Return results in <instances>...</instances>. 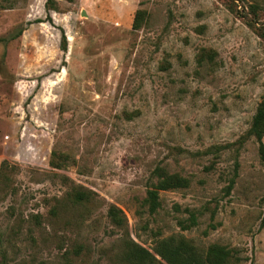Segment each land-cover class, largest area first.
Masks as SVG:
<instances>
[{
	"label": "rangeland",
	"instance_id": "1",
	"mask_svg": "<svg viewBox=\"0 0 264 264\" xmlns=\"http://www.w3.org/2000/svg\"><path fill=\"white\" fill-rule=\"evenodd\" d=\"M260 29L264 0H0V264H134L124 240L171 234L264 264V162L244 138ZM157 167L188 185L150 214Z\"/></svg>",
	"mask_w": 264,
	"mask_h": 264
},
{
	"label": "trees",
	"instance_id": "2",
	"mask_svg": "<svg viewBox=\"0 0 264 264\" xmlns=\"http://www.w3.org/2000/svg\"><path fill=\"white\" fill-rule=\"evenodd\" d=\"M139 25L137 18H134L133 26ZM259 29L256 27V30ZM259 36L264 41V30L258 31ZM61 48L66 50V39L61 30ZM264 97L257 104L255 113L252 116L249 128L246 131L245 137H253L258 143V150L261 160L264 162ZM55 155V153H54ZM54 167L61 165L60 155L54 157L51 161ZM153 175L156 182L146 190L143 198V206L146 207L150 214L157 211L160 206L159 191L187 187L188 180L178 174L168 173L163 168H155ZM233 180L227 186V192L232 186ZM71 199L74 202L88 201L92 197V192L89 190L75 189L71 193ZM188 211V217L178 221L182 229L192 227L197 224V214L194 210ZM107 214L111 222L116 226H122L124 222V214L120 208L115 205H110L107 209ZM260 226L264 227V214L260 221ZM123 253L125 258L134 264H152L156 261V256L165 261L167 264H237L240 258L234 253L233 249L221 244L212 243L205 250L197 249L189 240L176 235H169L159 238L155 241L152 252L138 245L132 240H124Z\"/></svg>",
	"mask_w": 264,
	"mask_h": 264
}]
</instances>
